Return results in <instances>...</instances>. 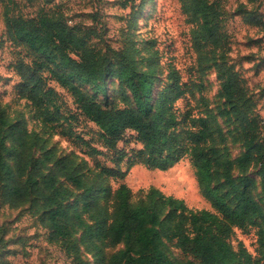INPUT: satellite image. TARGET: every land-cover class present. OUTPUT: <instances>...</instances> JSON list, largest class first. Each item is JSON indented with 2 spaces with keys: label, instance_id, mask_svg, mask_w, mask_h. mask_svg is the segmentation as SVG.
Segmentation results:
<instances>
[{
  "label": "trees",
  "instance_id": "1",
  "mask_svg": "<svg viewBox=\"0 0 264 264\" xmlns=\"http://www.w3.org/2000/svg\"><path fill=\"white\" fill-rule=\"evenodd\" d=\"M0 1L7 36L25 47L31 58L9 63L17 77L14 96L11 102L0 103V190L6 202L21 201L28 203L27 209H38L49 239L64 244L65 253L73 254L79 264H90L79 256V245L85 243L84 249L91 247L100 264H258L264 258V210L252 191L255 181L250 175H234L236 168L258 167L264 192L263 117L243 110L233 71L221 76V94L229 106L224 113L231 114L241 129L243 151L230 159L219 146L221 136L208 115L178 116L175 102L185 87L175 68L169 67L160 86L152 66L108 61L79 26L44 8L34 16L25 15L16 0ZM214 5L207 0L191 3L193 13L201 17L200 39L218 48ZM105 75L118 80L129 103L107 108L80 86L96 84ZM50 81L65 89L81 114L98 127L100 146L113 151L114 165L96 160L102 150L72 130L75 115L62 108ZM29 121L38 124L39 131L29 128ZM127 131L139 143L128 151L117 148ZM54 134L73 139L93 164L77 154L56 155L47 147L48 136ZM184 156L210 209L188 207L182 198L155 186L135 193L121 181L135 164L166 170ZM107 178L120 180L114 190L107 186ZM234 228L254 229L257 255L242 244L232 247L228 238ZM78 229L82 230L78 242L65 244ZM120 243L123 248L106 259L102 249ZM168 245L198 262L173 259Z\"/></svg>",
  "mask_w": 264,
  "mask_h": 264
},
{
  "label": "rangeland",
  "instance_id": "2",
  "mask_svg": "<svg viewBox=\"0 0 264 264\" xmlns=\"http://www.w3.org/2000/svg\"><path fill=\"white\" fill-rule=\"evenodd\" d=\"M18 9L25 15H33L41 8L77 25L88 34L89 43L108 61L127 60L138 67L155 69L156 83L166 82L169 67L175 68L183 82L185 93L176 100L179 117L185 112L192 116L208 115L221 136L219 146L226 157L236 158L243 151L242 134L234 117L226 115L229 106L221 94V76L230 70L238 78L240 105L251 117L264 118V0H207L214 2L212 19L217 28L221 45L218 48L199 37L201 17L193 13V0H16ZM260 2L258 9L257 4ZM27 49L12 42L6 34L3 3L0 1V103L11 102L13 85L17 80L9 63L18 57L31 60ZM235 76V77H236ZM60 94L63 107L75 115L71 128L79 136L90 139L102 150L94 157L105 165H114L113 151L100 146L98 127L76 108L72 96L58 84L50 81ZM84 91L93 93L107 108H120L130 102L120 92L118 80L109 75L96 84L80 83ZM29 128L39 131V126L29 121ZM47 147L56 155L77 154L93 160L80 152V145L73 139L54 134L48 136ZM119 149L128 151L139 147L134 134L127 131ZM125 169L124 162L120 163ZM256 166L234 175H250L255 181L253 194L264 210V192ZM133 192L155 186L167 195L182 198L193 209H210L204 198L187 156L166 170L149 169L142 164L131 166L121 180ZM120 180L107 178L106 184L114 190ZM6 202L0 190V264H73L77 258L65 253V245L49 239V230L38 219L39 210L27 209L28 203ZM259 223L262 224L261 221ZM82 230H76L65 244L78 242ZM233 248L240 244L257 255L256 235L253 228L241 231L234 228L228 238ZM86 244V243H85ZM79 245V256L90 264L98 263L94 252ZM123 248V244L103 248L106 259ZM173 259H197L190 254L167 246ZM81 252V253H80ZM104 261V260H103ZM105 263V261H104ZM258 264H264L261 258Z\"/></svg>",
  "mask_w": 264,
  "mask_h": 264
},
{
  "label": "built area",
  "instance_id": "3",
  "mask_svg": "<svg viewBox=\"0 0 264 264\" xmlns=\"http://www.w3.org/2000/svg\"><path fill=\"white\" fill-rule=\"evenodd\" d=\"M262 123H263V125H264V118L262 119Z\"/></svg>",
  "mask_w": 264,
  "mask_h": 264
},
{
  "label": "crops",
  "instance_id": "4",
  "mask_svg": "<svg viewBox=\"0 0 264 264\" xmlns=\"http://www.w3.org/2000/svg\"><path fill=\"white\" fill-rule=\"evenodd\" d=\"M12 74L14 75V73L12 72ZM15 76V75H14ZM16 77V76H15Z\"/></svg>",
  "mask_w": 264,
  "mask_h": 264
}]
</instances>
